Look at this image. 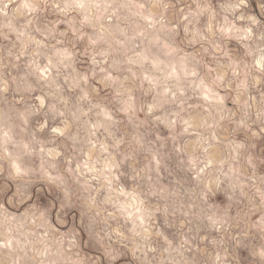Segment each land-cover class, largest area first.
I'll use <instances>...</instances> for the list:
<instances>
[{"label": "rangeland", "instance_id": "1", "mask_svg": "<svg viewBox=\"0 0 264 264\" xmlns=\"http://www.w3.org/2000/svg\"><path fill=\"white\" fill-rule=\"evenodd\" d=\"M0 264H264V0H0Z\"/></svg>", "mask_w": 264, "mask_h": 264}]
</instances>
